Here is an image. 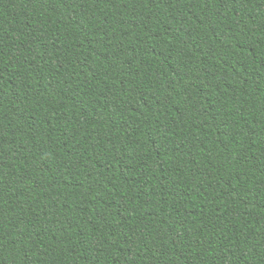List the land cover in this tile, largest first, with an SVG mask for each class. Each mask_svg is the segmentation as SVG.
I'll return each mask as SVG.
<instances>
[{
	"label": "trees",
	"instance_id": "1",
	"mask_svg": "<svg viewBox=\"0 0 264 264\" xmlns=\"http://www.w3.org/2000/svg\"><path fill=\"white\" fill-rule=\"evenodd\" d=\"M0 264H264V0H0Z\"/></svg>",
	"mask_w": 264,
	"mask_h": 264
}]
</instances>
